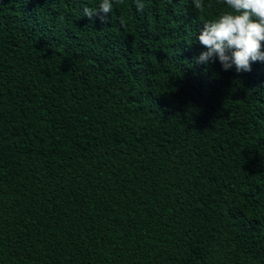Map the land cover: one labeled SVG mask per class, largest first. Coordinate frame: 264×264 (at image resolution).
I'll return each mask as SVG.
<instances>
[{
	"label": "trees",
	"instance_id": "16d2710c",
	"mask_svg": "<svg viewBox=\"0 0 264 264\" xmlns=\"http://www.w3.org/2000/svg\"><path fill=\"white\" fill-rule=\"evenodd\" d=\"M111 2L0 0V264H264V62H195L223 0Z\"/></svg>",
	"mask_w": 264,
	"mask_h": 264
},
{
	"label": "clouds",
	"instance_id": "9594fccd",
	"mask_svg": "<svg viewBox=\"0 0 264 264\" xmlns=\"http://www.w3.org/2000/svg\"><path fill=\"white\" fill-rule=\"evenodd\" d=\"M228 11L203 23L196 40L204 48L197 64L219 61L224 71L235 68L236 73L251 71L255 62H264V0H223ZM195 9L205 11L204 0H193ZM210 8L211 5L209 4ZM143 10V4H137ZM112 11L111 0H102L94 12L85 7L83 14L103 17ZM123 23V21H121Z\"/></svg>",
	"mask_w": 264,
	"mask_h": 264
}]
</instances>
